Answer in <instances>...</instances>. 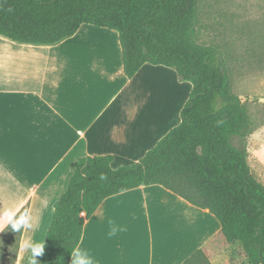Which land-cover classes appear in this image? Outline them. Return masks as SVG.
<instances>
[{
  "label": "crops",
  "instance_id": "crops-1",
  "mask_svg": "<svg viewBox=\"0 0 264 264\" xmlns=\"http://www.w3.org/2000/svg\"><path fill=\"white\" fill-rule=\"evenodd\" d=\"M189 82L151 63L127 77L119 34L106 27L82 24L52 44L0 34V209L28 204L33 218L16 258L18 232H0V264H27L20 244L46 241L78 159L112 155L114 168L138 162L179 125ZM261 154L264 147L252 156L264 165ZM78 247L94 264H183L200 249L212 264L248 261L209 209L158 184L104 199Z\"/></svg>",
  "mask_w": 264,
  "mask_h": 264
},
{
  "label": "trees",
  "instance_id": "trees-1",
  "mask_svg": "<svg viewBox=\"0 0 264 264\" xmlns=\"http://www.w3.org/2000/svg\"><path fill=\"white\" fill-rule=\"evenodd\" d=\"M197 1L0 0L1 35L52 44L74 35L82 24L106 27L119 34L127 77L151 63L174 68L193 85L180 124L138 162L114 168L112 155L76 161L69 185L55 203L39 264H70L86 219L104 199L154 184L209 209L227 240H240L248 261L264 264V182L250 163L246 143L253 133L250 110L231 89L223 51L199 41ZM25 208L29 205L21 210ZM183 264L212 263L200 249Z\"/></svg>",
  "mask_w": 264,
  "mask_h": 264
},
{
  "label": "rangeland",
  "instance_id": "rangeland-1",
  "mask_svg": "<svg viewBox=\"0 0 264 264\" xmlns=\"http://www.w3.org/2000/svg\"><path fill=\"white\" fill-rule=\"evenodd\" d=\"M197 5L199 41L220 47L231 89L249 107L253 133L246 143L250 163L264 182V165L252 156L264 147V0H198Z\"/></svg>",
  "mask_w": 264,
  "mask_h": 264
},
{
  "label": "clouds",
  "instance_id": "clouds-1",
  "mask_svg": "<svg viewBox=\"0 0 264 264\" xmlns=\"http://www.w3.org/2000/svg\"><path fill=\"white\" fill-rule=\"evenodd\" d=\"M104 178L103 175L100 176V179ZM32 219L30 211L26 208L23 210L11 207L0 209V232L6 230L21 232L24 229H32ZM109 225H112V221H109ZM116 232L117 228L113 226L108 235L113 236ZM44 248L45 241L29 239L20 244V249L28 253L27 264H39L37 257L44 253ZM70 254V264H94L89 253L80 247H73Z\"/></svg>",
  "mask_w": 264,
  "mask_h": 264
}]
</instances>
